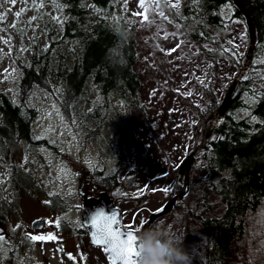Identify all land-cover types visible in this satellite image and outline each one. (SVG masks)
Instances as JSON below:
<instances>
[{"label":"rangeland","instance_id":"374dc122","mask_svg":"<svg viewBox=\"0 0 264 264\" xmlns=\"http://www.w3.org/2000/svg\"><path fill=\"white\" fill-rule=\"evenodd\" d=\"M175 2L145 0L149 7L147 22L142 15H133L144 11L139 6L140 0H126L124 5L135 35V69L143 108L140 113L131 114L130 136L123 138L127 155V167L123 171L115 172L113 154V144L117 140L115 127L122 114L117 101H113L114 109L100 133L106 144L104 149L94 140H87L78 128L68 123L52 92L35 90L24 100L37 112L31 126L32 138L45 141L46 146L30 149L22 146L14 159L20 171L14 180L20 183L27 178L29 182L23 183V193L18 192L15 215L8 217L7 224L0 225L3 229L0 235L4 236L0 241V263L108 264L101 248L92 246L85 231L80 230L81 195L107 192L119 211L123 226L145 222L150 213L158 211L180 193L183 182L182 176L177 179L178 167L201 144L213 115L207 113V108L212 103L218 108L228 86L244 64L249 38L244 21L230 17L226 8L222 41L227 54L223 50L224 57L217 58L215 68L210 67L199 49L177 32L174 19L168 21L170 17L166 8L176 13L177 8L168 6ZM40 4L38 0H16L15 4L11 0H0V16L3 17L0 20V91L14 102L21 100L16 86L17 63L26 62L27 50L34 42L44 44V23L50 19L57 25L60 20L52 8L45 4L40 7ZM17 12L22 15L17 17ZM161 12L164 16L159 15ZM242 35L246 37L243 40L240 39ZM174 48L176 50L168 54ZM261 60L264 56L255 62L257 67L251 71L246 68L243 73V77L247 75L253 79L256 88H264ZM252 62L251 57L247 67ZM200 152L194 155L189 167L185 193L167 214L154 221L162 220L173 231L185 234V250L189 253L193 248L198 250L197 259H193L192 264L202 262L205 255V238L196 217L217 216L222 210L215 197L208 201L212 207L204 213L202 207L195 204L205 178ZM8 165L9 160L0 164V198L10 203L15 195L12 189L15 184L11 183L13 177L8 173ZM93 171L102 177L116 175L115 188L103 189L104 186L93 180ZM163 188L169 191L165 193L161 190ZM52 198L56 200L53 207ZM63 208L64 212L61 211ZM35 219H41L43 228H35L27 234L25 227ZM245 222L249 240L258 242L255 254H259L264 264V202L256 213L246 216ZM49 233L57 239H29L31 235ZM69 255L73 259H69ZM227 259L229 264L240 263L234 248L229 249Z\"/></svg>","mask_w":264,"mask_h":264},{"label":"trees","instance_id":"16d2710c","mask_svg":"<svg viewBox=\"0 0 264 264\" xmlns=\"http://www.w3.org/2000/svg\"><path fill=\"white\" fill-rule=\"evenodd\" d=\"M38 1L52 8L60 20L57 25L47 20L44 44L34 42L27 50L26 62L17 63L20 102L11 101L0 91V164L9 160L7 169L15 184L10 203L0 198V225L15 215L18 192L23 193V183L29 182L27 178L21 180L22 184L14 180L20 174L14 163L19 148L46 146L45 141L32 138L31 126L37 112L24 102L31 92H52L68 123L104 149L100 133L114 109L113 101H117L122 114L113 144L116 173L127 167L123 138L130 136V116L143 108L135 69V35L125 0ZM242 1L254 28L253 62L247 67L251 71L264 56V0ZM228 3L230 17L244 21L232 0H180L176 13L166 8L168 21L174 19L177 32L196 46L213 68L217 58L225 55L222 32ZM253 82L247 75L237 82L222 119L212 128L199 155L205 178L195 204L202 207V213L212 207L208 204L212 197L222 205L217 216L196 217L205 238L204 260L199 264H229L230 248L236 249L241 264H262L259 254H255L258 242L249 240L245 222L246 216L256 213L264 202V88H256ZM215 109L212 103L207 113ZM91 174L106 191L115 188L116 175Z\"/></svg>","mask_w":264,"mask_h":264},{"label":"snow or ice","instance_id":"6c2138e0","mask_svg":"<svg viewBox=\"0 0 264 264\" xmlns=\"http://www.w3.org/2000/svg\"><path fill=\"white\" fill-rule=\"evenodd\" d=\"M126 2V0H125ZM194 3H198L199 0H193ZM12 4L16 3V0H11ZM53 3H56V0H53ZM180 0H176L175 3L168 4L171 8H178ZM43 7V3L39 5ZM57 8L61 5L56 4ZM139 6L144 10L143 13H133V15H142L143 20L147 22V12L149 7L145 5V0H140ZM159 4L157 3V7ZM226 8L231 9V4L228 3L225 5ZM22 15V12H17L16 16L19 17ZM159 15L164 16L161 12ZM167 19V17H164ZM33 20L36 17L32 18ZM0 20H3V17L0 16ZM15 26V25H13ZM172 35H176L173 33ZM167 38V36H165ZM245 36H241L240 39H245ZM179 45H177V48ZM176 49H171L168 54H171L172 51ZM238 55V53H237ZM260 63L264 64V60H261ZM255 120V117H253ZM163 192L167 193L168 188L161 189ZM87 226L91 234L92 242L103 248L104 252L109 258V264H138L139 253L136 234L138 231H143L147 228V225L144 222H141L139 225H134L132 223H127L122 226L119 214L113 211L110 215L105 214L104 212H97L90 220V226ZM56 226L59 227V221L56 222ZM29 239L32 241H48L56 240L57 237L51 233L48 235H31ZM4 240V236L0 235V241ZM69 259H73L69 255ZM83 259V257H81Z\"/></svg>","mask_w":264,"mask_h":264},{"label":"water","instance_id":"95a60500","mask_svg":"<svg viewBox=\"0 0 264 264\" xmlns=\"http://www.w3.org/2000/svg\"><path fill=\"white\" fill-rule=\"evenodd\" d=\"M232 4L234 6V8L237 10L238 13L241 14V16L244 19V23L246 26V32L249 38V46L247 48V53L245 55V60H244V64L241 67V69L238 71V73L236 74L235 78L233 79L232 83L228 86L222 101L220 102L216 112L213 113V115L209 118L210 120V127L207 129V131L203 134V140L201 142V144L199 145L198 149L192 151L190 154H188L180 163L179 167H178V171H177V179H179L180 176H182V189L180 191V193L175 196L172 197L170 200H168L167 202H165L163 204V206L156 212L154 213H150L147 217V220L144 222L147 225V228L149 226H151L153 224V222L164 216L165 214H167L172 208L174 203L179 200L182 196L183 193H185L186 190V177H187V173L189 170V167L191 165V163L194 160V155L203 148L205 141L207 140V138L210 135V132L212 130V128L222 119L224 112H225V106L231 96V94L233 93L235 86L237 84V82L240 80V78L242 77L245 69L247 68L250 59H251V54H252V50H253V46H254V28L251 22V19L247 13V11L244 8L243 5V1L242 0H232ZM104 212L105 214H111L113 211H115L116 213L119 214V211L117 210V208L114 206L113 200L109 197V195L105 192V191H99L96 192L93 196H82L81 199V211L79 214L80 217V223L82 225H89L90 226V220L91 218L97 213V212ZM37 222H41V220H36ZM40 226V225H39ZM83 228L85 229L87 236H88V240L90 242L91 245L96 246V247H100L95 245L92 242V238H91V234L89 232V229L87 226L82 225ZM1 229H0V233H1ZM102 248V247H100ZM102 252L105 256V258L107 259V262L109 263V258L107 256V254L104 252L103 248H102ZM0 264H9V263H0Z\"/></svg>","mask_w":264,"mask_h":264},{"label":"clouds","instance_id":"9594fccd","mask_svg":"<svg viewBox=\"0 0 264 264\" xmlns=\"http://www.w3.org/2000/svg\"><path fill=\"white\" fill-rule=\"evenodd\" d=\"M185 234H179L164 221H156L136 234L138 264H192L198 250L191 253L183 246Z\"/></svg>","mask_w":264,"mask_h":264},{"label":"flooded vegetation","instance_id":"af4514ba","mask_svg":"<svg viewBox=\"0 0 264 264\" xmlns=\"http://www.w3.org/2000/svg\"><path fill=\"white\" fill-rule=\"evenodd\" d=\"M83 196H85V195H83ZM62 212H64V211H62ZM35 220H39V219H35ZM34 221V220H33ZM40 225V226H39ZM41 229V228H43V223H42V221L41 222H37V221H34V222H30L26 227H25V232L27 233V234H30L31 233V231L33 232L34 230H36V229ZM80 230H83V229H80ZM74 244H76L77 245V242H75ZM74 248V247H73ZM76 248H78V245L76 246Z\"/></svg>","mask_w":264,"mask_h":264},{"label":"bare ground","instance_id":"6f19581e","mask_svg":"<svg viewBox=\"0 0 264 264\" xmlns=\"http://www.w3.org/2000/svg\"><path fill=\"white\" fill-rule=\"evenodd\" d=\"M233 2H234V0H233Z\"/></svg>","mask_w":264,"mask_h":264}]
</instances>
